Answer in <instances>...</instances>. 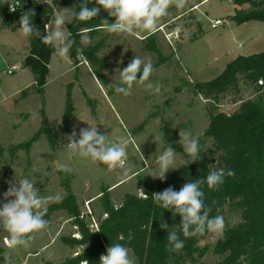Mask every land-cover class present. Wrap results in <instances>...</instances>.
Segmentation results:
<instances>
[{
  "label": "rangeland",
  "instance_id": "rangeland-1",
  "mask_svg": "<svg viewBox=\"0 0 264 264\" xmlns=\"http://www.w3.org/2000/svg\"><path fill=\"white\" fill-rule=\"evenodd\" d=\"M9 1L0 0L6 12ZM201 1L195 5L194 0H186L183 9L170 8L154 32L155 40L149 50L143 39L152 32L114 34L108 38L97 54L100 63L96 66L104 76L105 86L87 70L84 58L78 64L70 58L72 64L68 66V54L61 57L56 51L47 85L36 90L32 74L22 67L28 53L27 38L19 30L0 28V59L4 55L7 58L0 62V207L7 202L4 193L9 182L27 176L36 182L34 187L41 196L52 198L45 202L46 211L70 192L82 214L92 216L91 222L95 223L105 200L118 207L126 194L143 196L137 189L144 190L146 180L158 179L150 175L159 173L157 158L168 144L177 157L165 176L179 167L184 159L178 143L181 129L191 130L204 148L210 146V138L204 135L209 126L208 110L232 114L242 102L257 95L241 81L239 94L229 92L214 105L197 92V86L219 76L238 56L264 52V23L237 24L231 19L235 6L229 0ZM216 19L223 24L212 28ZM177 25L182 26L180 33L175 31ZM83 42L89 43L87 34ZM135 56L152 63L154 71L148 82L158 84L159 92L136 82L131 95L125 96L108 86L120 83L116 70L122 71ZM13 64L18 70L9 75L6 70ZM139 76L140 73L138 79ZM18 86L22 87L20 91H16ZM90 126L108 135L111 142H118L119 138L128 141L125 167L131 168L129 174L125 175L120 167L108 170L106 165L80 158L66 146L69 141L65 137L73 129L78 140L80 129ZM61 165H67L71 171L65 173L60 170ZM33 167L38 170L33 171ZM223 217L224 231L241 221L240 212L231 205L225 206ZM44 219L48 221L47 227L35 234L27 249L10 248L8 234L0 228L4 257L0 264H9V258L10 264H59L75 255L79 249H72L63 241L78 237L66 212L55 211L49 218L44 215ZM220 236L207 233L184 264H217L222 259L215 252Z\"/></svg>",
  "mask_w": 264,
  "mask_h": 264
},
{
  "label": "trees",
  "instance_id": "trees-1",
  "mask_svg": "<svg viewBox=\"0 0 264 264\" xmlns=\"http://www.w3.org/2000/svg\"><path fill=\"white\" fill-rule=\"evenodd\" d=\"M229 1L235 6L231 19L237 24L249 21L264 23V0ZM54 2L58 7L68 8L65 12L67 29L75 41L69 52L70 58L77 64L84 58L92 73L105 86L104 76L96 67L100 63L97 54L105 41L114 34L106 32L101 21L108 19L111 23L114 18L101 8L99 15L92 20L78 21L73 13L79 11L81 0ZM194 2L198 5L202 1ZM93 6L98 7L94 0L92 3L90 0L88 7ZM29 10L35 11L34 25L42 34H46L44 25L53 20V9L39 3V0H32ZM22 13L21 10L6 12L0 5V28L19 30ZM85 34L89 41L87 45L83 42ZM154 34L143 39L147 50L153 46ZM27 42L28 53L23 66L32 74L34 88L42 90L47 83L49 62L55 49L52 44L35 36L27 37ZM77 48L82 49V53H78ZM260 79L264 81V52L238 56L226 65L219 76L197 86V92L214 105L229 92L239 94L241 81L252 88L257 96L242 102L232 114H214L209 109V126L204 135L210 138V146L204 148L199 145L201 159L188 166L185 162L190 158L184 153L183 162L164 180L144 181V193L148 198L126 194L118 207L105 200L103 212L95 223L91 222L92 216L82 214L75 196L70 192L62 200L52 203L47 208L45 218L55 211H65L78 236L63 239L70 248L79 250L59 264H87V261L88 264H100L101 254H107V248L115 243L126 247L136 264L186 263L196 252L197 243L208 232L187 239L181 234L184 248L178 253L169 252L167 235L174 230L180 231L177 225L182 218L179 215L173 217L171 211L159 207L152 200V194L168 187L179 191L188 181L204 178L210 171L219 169H231L235 175H225L224 182L213 189L202 185L205 206L211 209L209 216H223L225 206L231 205L240 212L241 221L219 237L215 252L222 259L217 264H264V85L257 84ZM163 223L168 225V229L160 227ZM3 260V248H0V261Z\"/></svg>",
  "mask_w": 264,
  "mask_h": 264
},
{
  "label": "clouds",
  "instance_id": "clouds-1",
  "mask_svg": "<svg viewBox=\"0 0 264 264\" xmlns=\"http://www.w3.org/2000/svg\"><path fill=\"white\" fill-rule=\"evenodd\" d=\"M92 2L93 0H91ZM8 3L10 11L13 12L22 7L21 0H11ZM39 3L46 4L53 9L54 27L52 24L46 23L44 25L46 34H42L33 23L35 11L28 10L20 16V34L25 38L35 36L45 43L53 44L57 54L64 57L75 43L71 38V31L65 27L68 23L65 10L68 8H58L54 0H39ZM94 3L98 7L89 8L90 0H81L79 11L74 12L73 17L78 21L92 20L99 15L102 8L109 17L114 18V22L111 23L108 19L101 21L106 32L136 35L140 31L156 32L162 18L168 15L170 8L174 6L183 9L186 0H94ZM181 30L182 26L177 25L175 31L180 33ZM185 34L187 35V33ZM77 52L82 53V49L77 48ZM117 71L120 74V83L108 84L109 87L115 88L116 93L125 96L131 95L133 85L136 82L145 84L149 90L159 92L158 84L153 85L148 82L154 71L150 61L145 62L140 56H135L122 71L120 69ZM138 73H140L139 79L137 78ZM179 137L178 143L182 146L183 152L190 158L185 162L186 166L200 160L198 138L193 136L191 130L181 129ZM65 138L69 141L66 146L80 158L99 162L106 165L108 170H114L117 167L123 168L125 175L131 172V168L125 167L128 141L124 138H119L118 142H111L108 140V135L100 133L97 127L91 126L87 129H80L78 140L75 129ZM176 157L177 152L171 144H168L157 158L159 173L152 172L150 176L164 180L166 172L173 169L172 166L176 162ZM145 165L147 168V160H145ZM37 170L33 167V171ZM60 170L69 173L71 168L67 165H61ZM225 175L234 176L235 172L231 169L212 170L204 178L188 181L179 191L168 187L159 193L152 194V200L159 207L171 211L173 217L179 215L182 218L181 223L177 225L180 231L174 230L167 235L169 252L178 253L184 248V240L181 239V234L185 239L203 236L206 232L217 235L223 234L224 217L222 215L209 216L211 209L205 206L202 185L206 184L210 189L216 188L224 182ZM35 183L27 176L20 180L16 179L15 182H9V187L4 193V200L7 202L0 207V228L8 234L6 239L10 248L18 246H23L25 249L29 248L30 242L35 239V234L48 225V221L44 219L45 202L52 198L41 196L39 190L34 187ZM137 190L144 198H148L142 188ZM160 227L168 229L166 223ZM100 264H136V261L130 256L126 247L120 243H115L107 248V254H101Z\"/></svg>",
  "mask_w": 264,
  "mask_h": 264
},
{
  "label": "crops",
  "instance_id": "crops-1",
  "mask_svg": "<svg viewBox=\"0 0 264 264\" xmlns=\"http://www.w3.org/2000/svg\"><path fill=\"white\" fill-rule=\"evenodd\" d=\"M232 17V16H231ZM49 24H52V26L54 27V18H53V20L51 21V22H49ZM0 26H1V23H0ZM65 27L67 28V24L65 25ZM13 32H16V31H13ZM53 45V44H52ZM26 46V48L28 47V44L27 45H25ZM25 46H23V47H25ZM54 46V45H53ZM54 49H55V47H54ZM14 50V49H13ZM14 52V51H13ZM55 53H56V49H55V51H54V53L52 54V56H51V58H50V62H49V73H51V71H52V66H53V64H54V55H55ZM2 59H0V62L2 63V62H5V60H7V58H6V56L4 55V56H2L1 57ZM18 58H19V56H18ZM54 58V59H53ZM58 61V60H57ZM66 63H67V65L68 66H70L72 63H71V59H70V56H69V53H68V59H66V61H65ZM59 64V66L61 65V62H59L58 63ZM13 66H16V65H11L10 67H13ZM81 66H83V65H80V67ZM22 67L23 68H25L24 66H23V64H22ZM9 69V67L7 68V70ZM25 69H27V68H25ZM6 70V71H7ZM87 70H89L90 71V69L87 67ZM91 72V71H90ZM32 81H33V77H32ZM33 83V82H32ZM33 85V84H32ZM47 85V84H46ZM30 86V85H29ZM20 87V88H19ZM26 87V86H25ZM25 87H23V88H25ZM28 87V86H27ZM20 89H22V87L21 86H18V89H16V91H20Z\"/></svg>",
  "mask_w": 264,
  "mask_h": 264
},
{
  "label": "built area",
  "instance_id": "built-area-1",
  "mask_svg": "<svg viewBox=\"0 0 264 264\" xmlns=\"http://www.w3.org/2000/svg\"><path fill=\"white\" fill-rule=\"evenodd\" d=\"M9 2H11V0H10ZM21 6L23 7V2H22V0H21ZM22 7H21V8H22ZM21 8H17V10L13 12V11H10V7H9V4H8L6 10H7V12H9V13H15V12H17V11H20ZM222 24H223V22H222L221 19H216V20L212 21V23H211V27H212V28H216V27H218V26H220V25H222ZM17 70H18V68H17L16 66H13V67L9 68L6 72H7V74L12 75V74H13L14 72H16ZM257 84H258L259 86H263V85H264V81H263L262 79H260V80H258Z\"/></svg>",
  "mask_w": 264,
  "mask_h": 264
},
{
  "label": "water",
  "instance_id": "water-1",
  "mask_svg": "<svg viewBox=\"0 0 264 264\" xmlns=\"http://www.w3.org/2000/svg\"><path fill=\"white\" fill-rule=\"evenodd\" d=\"M23 7L21 8V12L28 11L32 6V0H22Z\"/></svg>",
  "mask_w": 264,
  "mask_h": 264
}]
</instances>
